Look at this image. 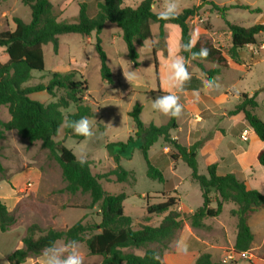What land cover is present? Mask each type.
<instances>
[{"label":"trees","instance_id":"16d2710c","mask_svg":"<svg viewBox=\"0 0 264 264\" xmlns=\"http://www.w3.org/2000/svg\"><path fill=\"white\" fill-rule=\"evenodd\" d=\"M30 8L31 22L25 23L22 19L14 17L16 25L14 31L0 32V49H3L7 61L0 63V109L7 108L11 120L3 122L0 119V142L6 139V133L16 131L18 136L30 144L41 143V147L48 152L60 167L62 178L66 184L64 191L76 195L81 193L90 197L88 209L97 207L100 211V223H84L82 220L66 230L54 228L44 229L38 224L30 225L23 238V248L15 251L10 257L11 264H23L29 258L41 256L42 251L49 245L58 241L67 242L76 240L85 244L92 256L102 258L101 264H164L162 255L170 249V245L177 239L188 223L193 230L205 228V220L217 218L223 212L225 204L235 205L230 214L237 219V236L234 244V256L252 250L255 236L251 231L249 220L257 210H264V194L257 190H248L244 181L232 173L219 174V168L213 164L207 168V174L199 173L197 154L212 134L190 146L181 144L172 138L171 133L179 129L178 119L171 118L164 126L148 125L141 120L142 107L136 106L129 113L136 132L125 143H109L106 149L109 157L113 159L116 167L103 175H95L91 163L84 166L76 162V156L61 143L55 141L63 121V110H68L75 105L76 111L69 114L66 119L75 120L81 116L95 118L96 114L84 98L83 92L88 87L85 81L75 80L78 72L72 70L68 73L54 72L47 84L41 83L26 86L33 79V72H43L45 69L43 47L54 45L55 53L59 50V36L65 34H79L89 37L92 33L100 35L108 23L116 24L122 31V38L128 50V59L134 67H139L138 46L143 42L152 40V25L159 26V38H165V27L175 25L180 29V42H187L190 37L189 19L196 17L204 7H211L222 18L229 8L221 7L212 0H200L197 7L184 9L172 21H162L153 12L154 0H144L136 8L124 7L127 0H104L98 2L92 11L89 3L79 4V14L75 22L59 21V13L51 0H20ZM251 10V6H234ZM257 12H260L257 10ZM232 46L227 57L205 40H200L194 51L207 47L210 55L206 60H193L198 65L204 78L218 77L222 71L229 68V59L238 61L240 50L258 44V36L264 34V24H256L250 28L227 22ZM96 51L101 60V75L108 84L114 85V76L108 66V59L98 38ZM156 53V49H154ZM181 55L189 56L181 52ZM204 62H212L216 68L207 70ZM157 66V62L155 63ZM203 82L192 78L184 90H200ZM64 94L58 96V92ZM47 92L56 101L47 105L34 101L32 94ZM256 94H242L239 103L229 112V116L244 114L245 121L254 131V134L264 142V120L257 114L259 107ZM101 129H104L101 127ZM66 137L84 140V137L75 135L71 129L64 127ZM141 140L140 150L147 164V176L155 181L164 182L163 173L158 170L149 159L150 149L160 140L167 143L172 149L171 160H181L191 170V179L196 182L201 190L202 206L192 214H183L177 210V199L168 197L158 204H148L144 222L148 223L153 216H164L158 226L143 224L134 225V220L125 214L124 204L128 199L125 193L112 195L104 191L101 181L106 179L114 182L127 183L135 180L134 173L124 169L120 162L122 158L131 156L132 150ZM258 163L264 168V149L258 154ZM6 179V170L0 155V183ZM149 200V198L147 197ZM215 202L216 208H211ZM18 222L17 216L9 212L0 201V231H10ZM157 245L158 248H149ZM133 250H144L142 255ZM143 256V259L140 257ZM158 257V258H157ZM194 264H221L214 262L209 252L199 254ZM229 264H235L230 262Z\"/></svg>","mask_w":264,"mask_h":264},{"label":"rangeland","instance_id":"374dc122","mask_svg":"<svg viewBox=\"0 0 264 264\" xmlns=\"http://www.w3.org/2000/svg\"><path fill=\"white\" fill-rule=\"evenodd\" d=\"M20 0H0V32L9 30L6 26L8 21L12 22L13 18L22 19L25 23L31 22V10L24 6ZM84 1L91 5L92 11L98 2L104 0H51L59 13V21L73 23L79 14V3ZM144 0H127L124 7L136 9ZM215 4L221 7H227L225 18H222L211 7H204L196 17L189 19L188 24L190 34L198 29L200 40H205L217 49H220L227 57L228 50L232 46L231 34L227 22L244 28H250L258 23L264 24V0H212ZM163 0H154L152 10L154 13L160 10ZM200 0H181V11L187 8L197 7ZM251 6V10L242 8H231L234 6ZM14 9V10H13ZM65 9V11H62ZM259 10L260 12H257ZM152 40H148L138 46L139 52V67L136 68L128 59V50L126 43L122 38L121 29L113 23L105 25L102 33L97 35L92 33L89 37H84L79 34H65L59 36V50L55 53L54 45L48 44L43 47L45 69L43 72L34 71L33 79L26 86H34L37 84H47L54 72L68 73L72 70L78 72L75 80L78 82L85 81L88 90L83 92L84 98L92 107L96 114L95 118H90L94 121V130L97 136L93 140L85 142L72 137H66L64 127L60 128L55 141L61 143L62 146L70 150L73 154H79L83 149L86 152L87 162L91 163V169L95 175H103L113 170L116 167L115 162L109 157L106 145L109 143H125L130 136H134L136 132L135 124L129 113L134 107L141 106V120L148 125L164 126L169 123V117H165L151 108L152 99L159 95L167 94L174 91L168 88L163 83L165 75V63L168 60L169 52L173 54L177 51V45L180 42V30L175 25L165 27V38L161 41L159 38V26L152 25ZM100 39L101 46L105 51L110 67L114 76V85L108 84L103 80L101 75V60L96 51L97 39ZM156 41L155 47H151L149 42ZM264 46V34L258 36V44L256 46L246 47L239 52L238 61L229 59L230 67L218 76L223 87L217 91L204 92L207 96H212L216 99V105L219 110L232 109L237 102V97L242 94H251L260 92L264 89V56L261 48ZM156 49V53H154ZM7 56L3 49H0V63H5ZM157 62V66L155 63ZM207 70L217 67L215 63L204 62ZM123 71H134L138 79L128 83L123 76ZM189 71L192 73V78H204L201 70L196 62L191 61ZM64 92H58V96ZM34 101L41 102L45 105L56 101L47 92L35 93L30 96ZM188 101V100H187ZM204 103L211 101L204 97ZM260 107L256 114L264 120V97L259 99ZM190 104V101H188ZM198 108L204 109L203 105H197ZM76 110L75 105H71L68 110H63L64 118L69 114H73ZM188 114H186V113ZM206 112H204L205 114ZM189 110H185L181 118L178 119L180 129L173 132L175 139H179L181 144H185L186 115H189ZM9 117L7 108L3 107L0 110V118L5 120ZM110 123V124H108ZM103 127L104 129H101ZM240 135L230 136L228 140L235 145L248 147L252 144V139L248 142H242L239 139ZM6 143L2 144L3 164L8 170L21 168L24 164L29 166H37L43 173L42 189L40 195L33 196L34 190L38 188V181L30 176L23 179L22 183H31L32 188L25 193L28 200L36 199L32 203L34 206L27 209V213L23 216L27 217V222L41 225L42 228H54L57 230H66L68 226H73L81 217L87 213V216L81 220L84 223H100V211L97 207L88 209L90 197L77 193L71 195L64 191L66 184L62 178V172L59 165L49 158L48 152L41 147L40 143L29 144L27 140L20 138H10L9 144L18 149L5 150ZM167 144V143H166ZM141 140L137 142L135 148L131 152V156L121 159V166L134 173L135 180L127 183L114 182L103 179L101 181L105 192L118 195L125 193L128 196L124 204L125 214L134 220V225L139 227L143 224L150 226H158L164 216H153L148 223L144 222L146 216L147 203L158 204L165 201L168 197L177 199V210L180 206L184 212L189 213L192 210H197L201 207L203 199L201 190L197 183L191 180V170L185 164L177 167L176 177L171 173V160L165 156L164 159L159 158L157 154L161 143L156 144L155 148L150 153L151 163L160 170L166 180L164 182L155 181L147 176V164L140 150ZM224 146V150L225 145ZM173 151V149H172ZM76 156V155H75ZM22 172V171H21ZM201 174H206L201 168ZM179 180H178V179ZM178 180V181H177ZM253 183L256 189L264 192V168L256 171V176ZM179 182L178 192L181 195V204L176 192H170L168 188ZM258 186V187H257ZM7 187V186H5ZM262 191H260L262 193ZM149 198V200L147 199ZM31 200V201H32ZM233 204H228L225 207V213L217 218H209L205 220V228L194 230L196 235L204 240H207L211 245L218 248L211 249L210 254L214 262L221 264H260V260L264 261V210L261 209L258 214L253 215V220H250V226L255 234V241L252 250L247 257L243 259L240 256H233L231 251L232 245L230 241L234 228L230 224L232 221L231 214H227ZM33 210V212H31ZM53 218V219H52ZM235 220V219H234ZM65 222L64 224H62ZM227 228V229H225ZM181 234V232H180ZM180 234L177 239L170 245V249L163 252L162 260L166 255L175 253V242L180 239ZM63 243L62 241L57 244ZM149 248H158L157 245H150ZM254 249V250H253ZM80 250L86 253L84 264H101L102 258L87 254L85 244L80 246ZM192 250H195L193 248ZM136 254L142 255L144 250H133ZM203 252H200V254ZM172 257V256H171ZM176 260L174 257L171 258Z\"/></svg>","mask_w":264,"mask_h":264},{"label":"crops","instance_id":"0c3cea01","mask_svg":"<svg viewBox=\"0 0 264 264\" xmlns=\"http://www.w3.org/2000/svg\"><path fill=\"white\" fill-rule=\"evenodd\" d=\"M83 2L84 1H81L80 3ZM62 11H65V9H63ZM6 26L10 31H14L16 29V26L12 27L11 21H8V23H6ZM260 51H262V54L264 56V46L263 48H261ZM197 79L203 82L205 78L197 77ZM197 93L199 94L198 99L196 96ZM253 94L257 95L256 101L260 107L259 99L264 97V89L261 90L260 92L256 91L249 95H253ZM204 97L210 99L211 101L204 103L203 101ZM187 100L190 101V104ZM239 101H240V97H237V102L235 103V106L239 103ZM181 103L184 104V111L189 110L190 112L189 115H186L189 117H186L185 119L186 140L184 145L190 146L195 142L204 139L208 135L212 134V138L210 140H207L204 146L198 151L197 161H198L199 173L201 174V168H202L203 171H205V173L207 174V168L213 164H216L219 168L220 175H225L226 173L235 174L240 179H242V181H244L248 190H257L256 185L253 182L256 181L255 180L256 171H259L263 168L258 163V154L261 150L264 149V142L261 141L254 134V131L246 123L244 114H239L237 116H229V112L232 111L235 106L230 110L228 109L219 110L216 105V99H213L212 96H207L204 92V87L200 90H184L181 93ZM201 104L203 105L204 109H200L197 107V105H201ZM259 107L257 108V110L259 109ZM204 112L206 113L204 114ZM10 120H11V116L9 115L7 119L2 121L9 122ZM179 129H180V124H179ZM134 133L135 132H133L132 134ZM244 134L247 135L248 141H250V138L252 139V144H249L247 148L245 146L243 147L241 145H235L234 143H231L228 140V137L230 136L240 135L239 139H241L242 142H248V141H243L242 137ZM171 136L174 139L176 138L173 136V132L171 133ZM10 138H19V142H20L21 137L18 136L16 131L7 132L6 139L0 142V155L2 152L3 143H6L5 150H9L10 147H12V145L9 144ZM177 140L180 141L179 139ZM36 143H40V142H36ZM159 143H161V146L156 155H158L159 158L161 159H164V157L167 156L169 157V160H171V153L173 152L172 148L168 144H166L163 140H160L157 144ZM155 145L149 151L150 162H151L150 153L155 148ZM223 145H225L226 148L225 150ZM14 148L18 149L17 146L12 147V149ZM1 160L3 164L2 155H1ZM181 164H184L181 160H178L177 162H173V161L171 162L170 165L171 173L174 177H176L177 167ZM4 168L6 170V179L0 183V201L7 207L9 212H12L17 216L18 222L16 225H14V227L10 231L5 233L0 231V264H11L9 262V257L15 251L23 248L24 245L22 240L25 237L27 228L30 225H32V223L27 222V217L25 218L23 214L25 215V213L28 212L27 209L30 207L32 208L34 206L32 202L36 200V199L32 200L31 198H29L28 200L27 195H25L26 192L24 191L27 182L23 184L22 181L23 179L29 178L30 176L34 177L38 181L39 185L38 188L34 190L33 196L38 197L40 195V190L42 189L43 173L39 167L29 166L27 164H24L23 166H21V168H15L14 170L11 171L8 170L6 166H4ZM206 174H202V175H206ZM165 180L166 177H164V181ZM168 189L170 192L173 193L176 192L179 202L181 204L182 198L180 193L178 192L179 182L178 183L176 182L175 184H173V186H171ZM257 191L260 192L262 190L258 189ZM262 194H264L263 191ZM227 205L228 204L224 205L222 214H226L225 207ZM211 208L213 209L216 208L215 202L211 204ZM235 208L236 207L233 204V207L229 209V212H227V214H230V212ZM260 210H257L255 213L252 214L250 218L251 221L253 220L252 219L253 215L258 214ZM179 211L183 214H192L196 210H192L191 212L186 213L184 212L183 208L180 206ZM31 212H33V210ZM86 216L87 213L84 214L81 217V219ZM81 219L79 221H81ZM250 220H249V225H250ZM64 223L65 222H63L62 224ZM230 224L234 228L232 239L231 240L229 239L230 245H232L231 251H233L234 249L233 247L237 236V228H236L237 219L235 217H232V221H230ZM68 228H70V226H68ZM251 231L253 233L252 228ZM181 237L186 238V241L188 243L189 248L187 254H181L176 251V255L175 253L172 255L171 254L167 256L165 255L164 259L162 260L164 264H194L200 252L210 253L212 252L211 249L218 248L216 246L211 245L207 240L199 238L188 223H185L183 230L181 231L180 234V238ZM62 242L64 243V241ZM82 244L83 243H79L80 246ZM193 248H195V250H192ZM247 253H250V251ZM87 254H89L88 251ZM83 255L84 257H86V253H83ZM171 256L174 257V259L176 258V260L173 261L171 259L172 258ZM23 264H41V256L36 258H29ZM260 264H264V261L260 260Z\"/></svg>","mask_w":264,"mask_h":264},{"label":"clouds","instance_id":"9594fccd","mask_svg":"<svg viewBox=\"0 0 264 264\" xmlns=\"http://www.w3.org/2000/svg\"><path fill=\"white\" fill-rule=\"evenodd\" d=\"M180 11L181 0H163L157 16L158 19L168 22L176 19ZM199 38V30L196 29L190 34L187 42L178 43L175 54L169 52L168 60L164 65L163 83L175 91L152 99L151 108L155 112L175 119H179L183 115L184 104L181 103V93L192 79L189 65L193 60H206L210 55V50L207 47H201L198 51L193 50L199 42ZM156 43L154 40L149 42L151 47H155ZM181 52L188 53L189 56L181 55ZM123 76L130 84L138 79L134 71H123ZM203 87L207 91H217L223 85L218 77H206L203 80ZM196 96L198 99L199 94L197 93ZM62 126L71 129L75 135L84 137L85 142L91 141L97 136V132L94 130V121L87 116H81L75 120L65 119ZM74 155H76V162L79 165L84 166L87 163L86 152L83 149L80 150L79 154L74 152ZM188 248V243L184 237L175 242V249L178 253L187 254ZM140 258L143 259V256ZM84 262L85 257L80 250L79 242L76 240H69L59 245L53 243L46 247L41 254V264H84Z\"/></svg>","mask_w":264,"mask_h":264},{"label":"built area","instance_id":"2783aa9c","mask_svg":"<svg viewBox=\"0 0 264 264\" xmlns=\"http://www.w3.org/2000/svg\"><path fill=\"white\" fill-rule=\"evenodd\" d=\"M242 139H243V141H248L247 135L244 134ZM30 188H32V184L31 183H27L26 186H25V190L24 191L27 192V191L30 190ZM247 255H248L247 252L243 253V254L240 255V258L242 257L243 259H245L247 257ZM233 257H234V255L230 259H232Z\"/></svg>","mask_w":264,"mask_h":264}]
</instances>
